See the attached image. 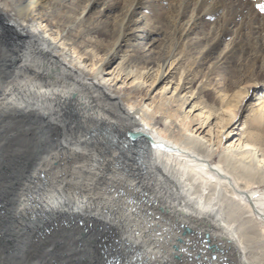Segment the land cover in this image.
<instances>
[{
  "label": "bare ground",
  "instance_id": "bare-ground-1",
  "mask_svg": "<svg viewBox=\"0 0 264 264\" xmlns=\"http://www.w3.org/2000/svg\"><path fill=\"white\" fill-rule=\"evenodd\" d=\"M140 1L87 19L0 0V264H264V113L232 127L223 110L232 85L264 80V0ZM140 9L168 49L143 51L144 30L108 69ZM159 82L161 102L142 101Z\"/></svg>",
  "mask_w": 264,
  "mask_h": 264
},
{
  "label": "rangeland",
  "instance_id": "rangeland-1",
  "mask_svg": "<svg viewBox=\"0 0 264 264\" xmlns=\"http://www.w3.org/2000/svg\"><path fill=\"white\" fill-rule=\"evenodd\" d=\"M140 2H141V5L144 3L142 0ZM86 3H87L86 0H82L79 3H75L74 0H68V4H70V7L76 5V8L78 9V11L82 10V7L85 6V10H86L85 16L87 19L96 18L94 16L99 15L98 13H99L100 9L102 8L103 0H94L93 3L90 4V6L87 5ZM138 6H140V4ZM140 10L141 11L137 15L141 19V21L138 24L137 29L130 31L128 33V36L124 37L123 40L118 45V47H116L115 53L110 58L109 65L107 67L108 69L113 67L117 63V61L119 60V56L122 53H124L126 50H128L127 45L135 42L136 38H137V41H140V37L134 38V34H136V33L141 34L144 30L148 34L147 35L148 42L145 45H141V46H143L142 48L145 49L143 51H145L146 53H149L150 56H156V55L160 54L161 52L165 51L166 49H168L167 46H168L169 41H167V38H166L167 33H166L165 25L160 26L158 24H151V23L148 24L147 22H145V18L143 16L144 14L142 12V9H140ZM116 12L115 11H106L102 14V17L104 18V20H106V22L110 23L111 21H113ZM191 36H190V40L195 41L201 37V34L200 33H196V34L194 33ZM140 44H142V43H140ZM224 45H225V43H223L222 46H224ZM137 47L139 48V46H137ZM233 59H234L233 57L232 58L228 57L227 60L224 62V64L222 63V67L220 68L221 72L228 70V68H230V69L233 68V65H234L233 62L235 61V59L234 60ZM198 70H199L198 75H200V73L202 71H200L199 68H198ZM162 84H163V82H159L156 85L155 89L152 91H149V92H146L145 90L140 91L139 97L141 99H143L142 101L153 102L154 104H159L161 102V100L158 98V95H156V94H158L156 92L158 91L159 87H161ZM213 91H214L213 87L211 88V86H207L206 89H204V91L202 92V94H205V96L207 97L206 98L207 101L213 102V103L216 102V104H217V101L220 102L221 97H219L218 93H216L215 91L213 92ZM224 92H225V95H224L225 96L224 97L225 102L223 104V110L225 111L224 112L225 117L228 118V124L231 123L230 126L234 127V126L238 125L239 122H244L246 125L251 126L252 124H255L254 123L255 115H257L258 113H262V115H263V113H264V80L262 78L258 77L256 79L244 81L240 85H234V86L232 85L230 88H228V90H226ZM188 108H189V105H187V106L185 105L184 109L187 110ZM132 114L135 116L136 119H138L137 118L138 116H136L137 114H134V113H132ZM260 124H261V127H259V128L264 130V123L262 122ZM14 169H15V167L10 168V170H12V171ZM6 222H7V225H9V226L11 225L10 224L11 222H9V219ZM39 229H40L39 227L34 228V230L37 232L39 231ZM33 237H36L35 233H34ZM27 241H28V239H25L23 236H21V231H19L17 233V236L15 234L14 241H13V242H15L14 247H12V245L10 247V249H13L12 255L14 257L17 256V254L19 253L17 251L19 246L22 247L23 245H25V242H27ZM33 241L36 244V240H33ZM39 244H40V242L38 241L37 245H39ZM34 248L28 249L26 252L25 251H23V252H24V254L29 253ZM9 251L11 252V250H9ZM34 255L35 254L31 255V256H33L32 258H34ZM43 258H46V257L40 253L38 255V258H37L38 263H40L39 260H42ZM67 258L68 257L65 255H62V257H61V259H63V260L67 259ZM20 259L21 258H19V260ZM27 259H29V257ZM57 261H59V260H57ZM59 263L60 262H57V264H59ZM60 264H63V263H60Z\"/></svg>",
  "mask_w": 264,
  "mask_h": 264
},
{
  "label": "snow or ice",
  "instance_id": "snow-or-ice-1",
  "mask_svg": "<svg viewBox=\"0 0 264 264\" xmlns=\"http://www.w3.org/2000/svg\"><path fill=\"white\" fill-rule=\"evenodd\" d=\"M261 8L264 9V5H262Z\"/></svg>",
  "mask_w": 264,
  "mask_h": 264
}]
</instances>
